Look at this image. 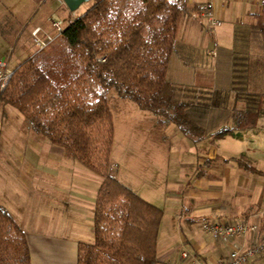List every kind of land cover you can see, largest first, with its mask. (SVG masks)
Masks as SVG:
<instances>
[{
	"label": "crops",
	"instance_id": "0c3cea01",
	"mask_svg": "<svg viewBox=\"0 0 264 264\" xmlns=\"http://www.w3.org/2000/svg\"><path fill=\"white\" fill-rule=\"evenodd\" d=\"M207 1L213 2L215 15L223 24L208 28L197 15L199 11L184 16L168 68V73L172 69V96L185 103L197 135L184 134L175 123L163 124L159 117H149L168 138L176 140L174 146L182 145L177 171L190 167L196 171L192 178L173 177L177 186L189 191L181 194L176 190L169 201L172 208H180L187 199L180 229H162L166 208L145 198L163 209L157 240L159 264H190L181 255L185 249L210 264L228 254L229 245L213 240L197 228V222L247 221L264 228V176L244 170L234 160L244 159L264 172L254 156L264 138L261 116L255 128H238L239 111L260 110L262 105L261 87L255 88L253 83L264 82L260 29L264 0H188L200 9ZM3 53L1 45L0 60L14 70L19 64L12 68L13 57L7 59ZM31 55L25 54L26 59ZM254 104L256 108L251 109ZM11 108L0 102V206L25 230L32 264H78L79 243L94 241V208L102 178L71 161L76 159L66 153L69 160L56 167L52 160L57 154L51 144L35 130L19 128L25 119ZM239 243L248 245L250 235Z\"/></svg>",
	"mask_w": 264,
	"mask_h": 264
},
{
	"label": "trees",
	"instance_id": "16d2710c",
	"mask_svg": "<svg viewBox=\"0 0 264 264\" xmlns=\"http://www.w3.org/2000/svg\"><path fill=\"white\" fill-rule=\"evenodd\" d=\"M45 50L14 70L0 102L102 178L94 208V241L80 242L78 264H159L163 209L121 182L111 163L115 136L109 91L153 112L163 124L194 133L185 103L167 79L188 0H92ZM264 36V25L260 27ZM260 110L239 111V131L255 128ZM239 167L264 176L244 159ZM203 172L199 171L198 176ZM0 264H32L25 230L0 206Z\"/></svg>",
	"mask_w": 264,
	"mask_h": 264
},
{
	"label": "rangeland",
	"instance_id": "374dc122",
	"mask_svg": "<svg viewBox=\"0 0 264 264\" xmlns=\"http://www.w3.org/2000/svg\"><path fill=\"white\" fill-rule=\"evenodd\" d=\"M92 3V0H86L79 8L72 10L64 0H0V47L1 45L4 47L3 55L7 59L10 56L13 57L11 67L14 68L23 62L26 59L25 54H32L31 56H33L41 52L33 42L34 39L32 40V32L36 28L33 29L35 24L41 25L40 36L50 32L55 35L57 33L52 26L53 19L63 20L65 25L68 19H76L85 13ZM168 80L170 86H172V69L169 70ZM253 84L255 88L261 87L259 96L262 95L263 100L260 107V116L262 119L261 124L264 125V82L256 80ZM108 98L115 123L111 163L118 179L142 197L151 199L157 205L166 208L162 229H168V226L170 229H180L178 223L180 221L184 222L186 218L181 213L185 214L187 211V199L185 198L180 208H172L173 206L171 207L172 204L169 201L172 200L171 198L175 192L178 191L183 194L189 191L187 190L188 187L177 186L173 177L176 174L179 179L192 178V174L196 173L194 171L195 167H190L192 165L188 164L190 168L177 171L179 167L177 159L180 157L179 150L183 149L182 145L176 144L174 146L173 142L176 140L168 138L166 131H163L156 120L149 119L150 116L158 118L157 115L139 108L130 99L120 97L115 89L109 91ZM256 106L254 104L251 109H255ZM19 115L21 114L19 113ZM19 128L29 131L34 130L26 121ZM191 134L195 136L197 132ZM41 137L51 144L53 150H55L57 156H53L52 162L60 168L64 159H68L65 156L64 148L51 143L48 138L42 135ZM255 148L257 153L254 156L264 166V138ZM251 151L248 154L253 156ZM40 156L43 159L44 154L42 153ZM71 161L82 165L77 160ZM82 166L86 171L101 179L99 175L93 173L84 165ZM196 226L201 229L200 222H197ZM259 264H264V259Z\"/></svg>",
	"mask_w": 264,
	"mask_h": 264
},
{
	"label": "built area",
	"instance_id": "2783aa9c",
	"mask_svg": "<svg viewBox=\"0 0 264 264\" xmlns=\"http://www.w3.org/2000/svg\"><path fill=\"white\" fill-rule=\"evenodd\" d=\"M197 15L203 23L210 29L220 27L223 22L215 15L212 1L204 3ZM52 26L55 28V35L45 33L40 36L41 27H36L33 32V39L39 51L45 50L52 44L65 30L63 20L53 19ZM13 74V70L8 69L7 62L0 60V92L3 91ZM201 229L210 234L213 240L222 241L229 245L230 249L225 257L219 258L212 264H248L250 261L264 256V228L259 223L247 221H225V220H203ZM250 235V243L243 245L239 240ZM184 259L190 264H210L199 254L187 249L181 252Z\"/></svg>",
	"mask_w": 264,
	"mask_h": 264
},
{
	"label": "water",
	"instance_id": "95a60500",
	"mask_svg": "<svg viewBox=\"0 0 264 264\" xmlns=\"http://www.w3.org/2000/svg\"><path fill=\"white\" fill-rule=\"evenodd\" d=\"M70 9L75 10L86 0H64Z\"/></svg>",
	"mask_w": 264,
	"mask_h": 264
}]
</instances>
